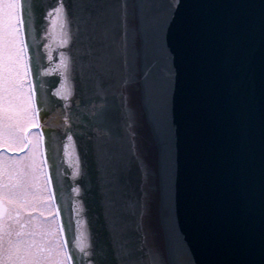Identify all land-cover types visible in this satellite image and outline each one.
Masks as SVG:
<instances>
[{
	"label": "water",
	"instance_id": "95a60500",
	"mask_svg": "<svg viewBox=\"0 0 264 264\" xmlns=\"http://www.w3.org/2000/svg\"><path fill=\"white\" fill-rule=\"evenodd\" d=\"M61 2L66 6L64 30L71 37L68 47L58 44L61 22L55 8ZM19 3L48 175L74 264H99L101 253L111 264H264V0ZM76 4L107 6L114 22L127 23L137 48L149 25L166 36L154 69L151 110L137 84L139 75L122 87L105 84L103 98L85 88L75 70L76 49L83 41ZM62 52L73 60L74 95L68 101L55 95L64 83ZM165 64L173 69L171 84L164 78ZM92 103L106 104L103 123L80 111ZM62 115L69 117V132ZM76 115L84 123L77 124ZM165 119L173 148L170 218L156 128ZM95 127H112L102 164L88 139L95 136ZM129 139L143 169L124 167L127 154L121 145ZM77 157L81 175L74 179ZM101 167L109 178L112 173L119 177L130 203H143L147 196L148 212L138 230L115 234L106 195L113 186L104 183Z\"/></svg>",
	"mask_w": 264,
	"mask_h": 264
},
{
	"label": "snow or ice",
	"instance_id": "6c2138e0",
	"mask_svg": "<svg viewBox=\"0 0 264 264\" xmlns=\"http://www.w3.org/2000/svg\"><path fill=\"white\" fill-rule=\"evenodd\" d=\"M65 12L66 6L61 2L60 6L55 8L57 20L61 22V31L58 33L60 47H68L71 39L68 32L64 30L66 27ZM73 12L80 26L78 31L83 34L82 47L76 49L75 70H78V75L85 88L90 87L95 96L103 98L106 91L105 84L110 87L119 84L122 87L128 80L139 75L140 78L137 80V84L143 90L146 103L151 110L157 82V74L154 69L159 66L166 44V36H161L157 28L149 25L150 30H146L144 33L143 46L137 48L135 36L130 35L127 23L123 20L119 24L114 22L108 13L107 6L76 4L73 6ZM49 15L51 16L52 13H49ZM29 19H31V14H29ZM72 63L73 60L62 52L59 67L63 70L64 83L61 84L55 95L64 101L70 100L74 95L73 85L70 83V73L74 71L70 68ZM141 64L142 67H140ZM138 68L139 72H137ZM164 68L166 70L164 78L171 84L173 69L168 64H165ZM116 95L117 92H113V96ZM120 95L122 99V94ZM65 107L67 108L68 105H65ZM105 108V103H92L89 107L82 108L80 111L92 117L95 123L100 124L105 120ZM62 119L65 122V131H71L72 125L68 123L69 117L62 115ZM75 121L77 124L84 123L80 115L75 116ZM40 128L39 111L34 109L29 116L8 128L3 139L0 140V152L10 153V157L21 170L28 167L29 164L35 166L46 163L43 146H41L43 136L38 135V131L35 135H32L34 130ZM156 128L160 138L162 181L168 200V216L170 218L171 190L174 177L171 125L165 119L158 121ZM111 129L112 127H95L92 129L95 136H88V139L94 142L97 161L101 164L107 155L106 147L111 140ZM68 140L72 142L73 137L69 135ZM121 148L127 154L125 168L131 170L133 164L137 168H144V163L137 155L131 139L128 140L127 144L121 145ZM17 154L21 155L17 158ZM74 167L73 178L75 179L81 175L78 157ZM100 170L104 173V183L113 186L111 189H107L106 195H108L109 216L115 234L123 236L130 233L133 228L138 230L141 226L140 220L148 212L147 196L145 195L143 203L139 201L135 204L130 203L119 187V177L112 173L109 178V174L103 167ZM75 192L79 195L80 189L76 188ZM59 228L64 231L61 224ZM68 243V240L62 237L60 243L56 245L54 250L56 264H74V257L68 247L65 246ZM80 250L84 251V248L80 247ZM137 251L143 254V249ZM99 264H111L110 257L105 253H101Z\"/></svg>",
	"mask_w": 264,
	"mask_h": 264
},
{
	"label": "flooded vegetation",
	"instance_id": "af4514ba",
	"mask_svg": "<svg viewBox=\"0 0 264 264\" xmlns=\"http://www.w3.org/2000/svg\"><path fill=\"white\" fill-rule=\"evenodd\" d=\"M12 74L0 68V99L8 100L0 102V140L12 124L26 118L6 106L14 102V84H19ZM28 85V80H24L26 91ZM28 97L27 116L34 110L30 92ZM37 131L41 135V128L32 135ZM10 155L0 152V264H56L54 250L61 236L47 185L46 165L29 164L21 170Z\"/></svg>",
	"mask_w": 264,
	"mask_h": 264
},
{
	"label": "rangeland",
	"instance_id": "374dc122",
	"mask_svg": "<svg viewBox=\"0 0 264 264\" xmlns=\"http://www.w3.org/2000/svg\"><path fill=\"white\" fill-rule=\"evenodd\" d=\"M18 0H0V68L10 70L19 84L14 86V102L6 104L12 107L16 114L21 113L27 117L26 109L29 104L28 86L27 91L23 81L27 79L24 64V53L19 31V13L17 10ZM8 101L0 99V102ZM25 111V112H24ZM17 121V120H16Z\"/></svg>",
	"mask_w": 264,
	"mask_h": 264
}]
</instances>
